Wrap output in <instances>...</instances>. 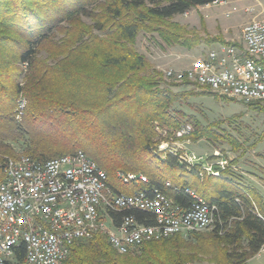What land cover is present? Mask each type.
I'll return each mask as SVG.
<instances>
[{
  "label": "trees",
  "instance_id": "trees-1",
  "mask_svg": "<svg viewBox=\"0 0 264 264\" xmlns=\"http://www.w3.org/2000/svg\"><path fill=\"white\" fill-rule=\"evenodd\" d=\"M218 1L0 0L2 155L18 157L13 145L21 143L23 154L38 161L83 150L107 172L116 193L135 189L118 179V171L142 173L149 185L165 187L170 181L166 193L180 207L193 200L186 189L217 206L213 230L147 241L127 253H119L99 232L74 243L63 264H247L264 247V197L236 181L231 165L221 178L202 163L181 161L179 153L154 152L159 131L177 132L186 117L195 129L187 139L220 141L235 152L243 148L234 135L217 130L221 122L204 125L173 109L187 94L173 91L174 83L135 47L144 32L158 33L168 45L193 48L198 37L174 17ZM22 65H28L25 73ZM22 96L27 104L19 119ZM3 180L0 167V185ZM126 214L140 221L150 216L141 210L112 213L117 225ZM17 258L25 264L24 242Z\"/></svg>",
  "mask_w": 264,
  "mask_h": 264
},
{
  "label": "built area",
  "instance_id": "built-area-1",
  "mask_svg": "<svg viewBox=\"0 0 264 264\" xmlns=\"http://www.w3.org/2000/svg\"><path fill=\"white\" fill-rule=\"evenodd\" d=\"M242 40L239 45L221 43L210 48L193 66L166 70V76L245 103L264 102V19L247 23ZM26 104L22 96L19 119ZM188 129L184 126L176 135L181 137ZM179 157L190 165L202 163L203 158L194 153ZM228 166V159H221L204 169L222 178V170ZM0 167L4 174L0 185V264H20L17 249L21 242L26 246L25 264H63L74 243L90 240L99 232L108 235L119 253H127L147 241L216 227L217 206L194 190L186 189L193 200L183 208L166 193V188L172 187L170 181L159 187L149 185V178L142 173L118 172V179L135 189L130 194L116 193L107 172L83 150L43 161L25 154L2 155ZM128 210L150 216L140 221L134 214H126L117 225L112 213Z\"/></svg>",
  "mask_w": 264,
  "mask_h": 264
},
{
  "label": "rangeland",
  "instance_id": "rangeland-1",
  "mask_svg": "<svg viewBox=\"0 0 264 264\" xmlns=\"http://www.w3.org/2000/svg\"><path fill=\"white\" fill-rule=\"evenodd\" d=\"M83 18L86 23H91L89 17ZM255 19H264V0H222L197 6L174 17L175 23L185 26L198 37L199 42L193 48L168 45L158 33L144 32L139 34L135 47L163 74L167 83H174L173 91L187 94L182 101L174 104L173 109L184 111L188 117H197L204 125L221 122L217 130L234 135L243 144L242 150L235 152L229 144L220 141L213 144L206 139L189 140L187 137L195 129L186 117L180 129L185 126L189 128L188 133L179 137L175 130H160L155 139L154 152L162 157H166L170 149L180 155L194 153L203 157V165L228 159L236 174L235 180L254 187L264 197V102L251 105L236 98L235 101H227L224 98L231 97L197 85L182 84L183 82L166 76V70H185L193 66L210 48L221 43L239 45L243 42L242 28ZM22 67L25 73L28 65ZM20 81L24 83V74ZM203 93H212L216 97ZM13 146L16 152L23 154L24 144ZM234 159H237L236 163L233 162ZM247 264H264V251Z\"/></svg>",
  "mask_w": 264,
  "mask_h": 264
},
{
  "label": "crops",
  "instance_id": "crops-1",
  "mask_svg": "<svg viewBox=\"0 0 264 264\" xmlns=\"http://www.w3.org/2000/svg\"><path fill=\"white\" fill-rule=\"evenodd\" d=\"M235 167V166H234ZM258 255H259V253H258ZM248 263V262H247Z\"/></svg>",
  "mask_w": 264,
  "mask_h": 264
}]
</instances>
